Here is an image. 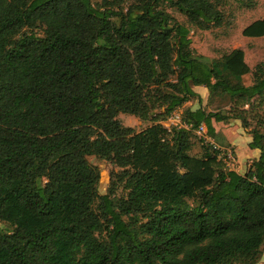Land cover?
Masks as SVG:
<instances>
[{"label": "trees", "instance_id": "obj_1", "mask_svg": "<svg viewBox=\"0 0 264 264\" xmlns=\"http://www.w3.org/2000/svg\"><path fill=\"white\" fill-rule=\"evenodd\" d=\"M223 3L0 0V221L12 227L0 228V264L260 261L264 121L245 174L210 145L192 154L199 127L218 145L213 122L247 129L245 107L264 105V60L252 70L241 48L213 59L192 47V28L223 25ZM242 35L264 38V18ZM200 86L230 110L206 111ZM193 100L184 127L162 125ZM120 114L152 125L136 132ZM91 156L120 169L105 195Z\"/></svg>", "mask_w": 264, "mask_h": 264}, {"label": "rangeland", "instance_id": "obj_2", "mask_svg": "<svg viewBox=\"0 0 264 264\" xmlns=\"http://www.w3.org/2000/svg\"><path fill=\"white\" fill-rule=\"evenodd\" d=\"M134 0H126V6L131 4ZM103 0H92L94 6L99 7ZM253 6L248 7L246 0H225L220 6V10L224 15V23L221 27L212 28L208 31H201L192 28L191 38L193 41V49L197 54H201L213 59L220 58L223 54L230 52L233 49L241 48L245 52L246 62L254 70L255 66L264 60V38H247L242 35V31L245 27L250 25L256 20L264 18V0H252ZM169 12L182 24L188 25L187 18L180 14L175 9L168 7ZM244 84L246 86H251L253 84V76L249 74L244 77ZM192 105L186 104L185 109H197L199 108V103L197 100H193ZM208 112L222 111L226 113L232 107V103L228 99L221 97H215L213 100H209V96L203 101L202 106ZM246 113H243V117L247 120V129L243 127L241 121L235 120L231 123H221L220 126L223 128V132L220 134L225 138H221L222 142H217L219 146H231L229 141H231V132H234L238 136L244 137L251 135V131L258 128L259 124L264 121V105H259V102H254L251 106H246ZM240 112L239 110H237ZM120 122L128 128H132L136 132H141L144 129L152 125L151 121H141L140 119L120 114L118 116ZM225 134V135H224ZM201 137L195 134L193 136V141L195 146L192 150L193 155H200L202 153L203 141ZM239 155L243 156L246 152L245 143L243 145L238 144ZM245 142V141H244ZM222 148H225L221 146ZM227 148V147H226ZM224 157L228 169L239 171L241 174H245L249 169V162L243 164L237 160V163L232 159H227ZM226 158V159H225ZM232 160V161H231ZM88 161L97 166L101 171V180L99 192L101 195H105L108 192L111 173L120 171L115 165L110 161L100 159L98 157L91 156ZM252 165V164H251ZM121 191L118 195H121ZM0 228L5 231H12V227L8 224L0 221ZM257 264H264V254L262 255L260 261Z\"/></svg>", "mask_w": 264, "mask_h": 264}, {"label": "crops", "instance_id": "obj_3", "mask_svg": "<svg viewBox=\"0 0 264 264\" xmlns=\"http://www.w3.org/2000/svg\"><path fill=\"white\" fill-rule=\"evenodd\" d=\"M195 91L202 97L203 101H205L206 97L209 96V91L205 87H202V86L196 87L195 88ZM188 104L192 105L191 102H189ZM185 110H186L185 107L180 109L181 112H184ZM193 110H195V109L193 108ZM220 124L221 123L213 122V126L216 129V132L217 133L223 132V128L220 126ZM242 137L243 136H238L234 132H231V141H229V143L231 144V146L230 147H227V148L225 147L224 150H227L228 152L231 153V156H232L233 160L236 163H237V160L240 163H243V164L249 162V168H250L251 164L254 161H256V160L259 159V157L261 155V151L258 150V149H251L249 147L250 143H252V140H253V138H252L251 135H247V137H244L243 138L244 140L241 139ZM237 141H239L241 145H243L242 143H245V148H243V149H245L246 152H244L245 154L243 156L239 155ZM239 142H238V144H239ZM236 172H238L239 174H241L239 171H236Z\"/></svg>", "mask_w": 264, "mask_h": 264}, {"label": "built area", "instance_id": "obj_4", "mask_svg": "<svg viewBox=\"0 0 264 264\" xmlns=\"http://www.w3.org/2000/svg\"><path fill=\"white\" fill-rule=\"evenodd\" d=\"M162 125L167 128L168 130H172L174 128H181L184 127L183 123V112L180 111V109L175 110L166 121L162 123ZM197 134L200 136L201 140L203 141V145H210L212 146L216 151H219L221 155L227 157V159H232L231 153L227 150H224V148L217 145L211 138L207 135V128L205 125H202L197 130L194 131V135ZM226 159V158H225ZM231 160V161H232ZM227 162V160H225Z\"/></svg>", "mask_w": 264, "mask_h": 264}]
</instances>
